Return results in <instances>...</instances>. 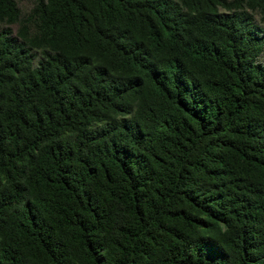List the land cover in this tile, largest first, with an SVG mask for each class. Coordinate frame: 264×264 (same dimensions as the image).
Returning a JSON list of instances; mask_svg holds the SVG:
<instances>
[{"label": "trees", "instance_id": "16d2710c", "mask_svg": "<svg viewBox=\"0 0 264 264\" xmlns=\"http://www.w3.org/2000/svg\"><path fill=\"white\" fill-rule=\"evenodd\" d=\"M253 13L0 0V264H264Z\"/></svg>", "mask_w": 264, "mask_h": 264}, {"label": "rangeland", "instance_id": "374dc122", "mask_svg": "<svg viewBox=\"0 0 264 264\" xmlns=\"http://www.w3.org/2000/svg\"><path fill=\"white\" fill-rule=\"evenodd\" d=\"M15 1L17 2L23 16L29 15L34 8V0H15ZM228 1H233V0H228ZM253 16L255 18L256 23L262 29H264V21L262 20L261 15L259 13H253ZM11 28L14 34H16L18 32L19 26L14 25V26H11Z\"/></svg>", "mask_w": 264, "mask_h": 264}]
</instances>
